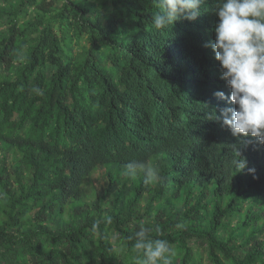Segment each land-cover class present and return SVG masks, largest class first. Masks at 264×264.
<instances>
[{"label":"trees","instance_id":"trees-1","mask_svg":"<svg viewBox=\"0 0 264 264\" xmlns=\"http://www.w3.org/2000/svg\"><path fill=\"white\" fill-rule=\"evenodd\" d=\"M213 7L157 30L156 0H0V264H135L127 238L144 221L173 264L201 262L191 239L209 264H264V145L207 119L234 107L213 95L230 91L205 47ZM131 160L158 165L161 181L125 176Z\"/></svg>","mask_w":264,"mask_h":264},{"label":"clouds","instance_id":"clouds-1","mask_svg":"<svg viewBox=\"0 0 264 264\" xmlns=\"http://www.w3.org/2000/svg\"><path fill=\"white\" fill-rule=\"evenodd\" d=\"M206 3L207 0H156L158 10L151 17L152 26L163 30L181 19L194 21ZM211 10L217 17L213 28L215 39L205 47L214 53L220 79L230 90L227 96L223 91L213 95L234 107L221 109L219 115L210 113L207 119L221 121L233 137L254 138L264 145V0H214ZM32 91L37 96L44 95L39 87ZM232 165L235 172L247 168L246 159L235 146ZM137 173L143 174L145 184H157L162 179L158 165L129 161L123 174L131 177ZM103 221L111 224L112 217L105 216ZM146 224L147 221L141 222L139 230L127 238L135 241L131 246L135 264H173L174 249L167 240L153 238L150 235L153 228ZM175 227L183 229L184 225L177 223ZM98 229L99 221L92 225V231Z\"/></svg>","mask_w":264,"mask_h":264},{"label":"rangeland","instance_id":"rangeland-1","mask_svg":"<svg viewBox=\"0 0 264 264\" xmlns=\"http://www.w3.org/2000/svg\"><path fill=\"white\" fill-rule=\"evenodd\" d=\"M77 49V48H75ZM104 172H105V169L103 167L99 168L91 177L90 179L86 182V184L84 185V190L86 191L88 197L94 193V188L95 187H98L100 185L103 184L104 180H105V176H104ZM146 200V199H144ZM226 200V198H225ZM183 203H184V196L181 195L174 203V205H171L170 207L172 208L171 210H174V211H182L183 210ZM247 207V203L245 204L244 208ZM155 209H156V206L153 208L152 212H151V217H154L155 215ZM203 215L206 216L209 214V212H206L204 209H203ZM33 217V214H29L28 215V218L31 220ZM260 225H263V233L259 234L258 235V238L259 239H262V241L264 242V210L260 213V216H259V222H258ZM238 227H239V222L237 221V219H234L232 222H231V225H230V229L233 231L232 233L238 237L236 239L237 243H236V248L237 249V253H242L243 251H245V246H243V241H244V238H242L241 236V233L240 231H238ZM189 244L190 246L193 247V251H194V254L196 256H199L200 254H202V259H201V262L199 264H209V260H208V255H207V252H206V244L203 240L201 239H191L189 241Z\"/></svg>","mask_w":264,"mask_h":264}]
</instances>
